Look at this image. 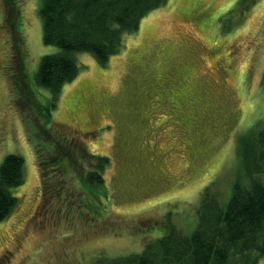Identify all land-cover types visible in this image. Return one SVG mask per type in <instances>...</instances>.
<instances>
[{
	"label": "rangeland",
	"instance_id": "1",
	"mask_svg": "<svg viewBox=\"0 0 264 264\" xmlns=\"http://www.w3.org/2000/svg\"><path fill=\"white\" fill-rule=\"evenodd\" d=\"M39 5L20 0L26 57L17 71L0 0V163L9 153L24 161L18 204L0 222V264H94L140 252L169 223L190 235L202 189L227 203L242 169L236 137L264 118V0H168L104 63L76 52L78 74L54 106L34 79L40 58L57 51L42 40ZM21 90L36 107L26 109ZM41 106L53 137L109 158L108 217L84 214L76 189L73 217L51 206L46 214L29 138Z\"/></svg>",
	"mask_w": 264,
	"mask_h": 264
},
{
	"label": "trees",
	"instance_id": "2",
	"mask_svg": "<svg viewBox=\"0 0 264 264\" xmlns=\"http://www.w3.org/2000/svg\"><path fill=\"white\" fill-rule=\"evenodd\" d=\"M167 1L40 0L37 16L42 40L56 46L57 51L40 58L34 78L36 85L50 91L54 106L63 85L78 74L76 52H88L104 63L122 49L125 33L136 31L144 16ZM2 3L4 27L14 42L13 62L18 65L16 70L21 71L26 55L22 51L20 0ZM21 93L26 109L36 107L34 98L29 94L26 97L24 90ZM41 107L45 109L43 122H38L34 141L32 136L29 138L40 173L46 214L50 206L56 213H70L75 205L70 192L76 189L84 214L89 217L90 213L97 216L106 213L102 218L108 217L106 202L110 195L105 170L109 158L89 151L79 139L53 137L47 125L51 112L48 107ZM235 149L242 169L238 170L240 174L233 182L227 203L217 199L211 185L204 186L196 209V225L190 235L169 223L166 233L145 241L140 252L98 259L94 264H257L264 255V118L237 135ZM23 163L16 153L6 154L0 163V222L18 204L12 188L23 182ZM62 196L67 198L65 202ZM61 204L59 210L57 205Z\"/></svg>",
	"mask_w": 264,
	"mask_h": 264
}]
</instances>
